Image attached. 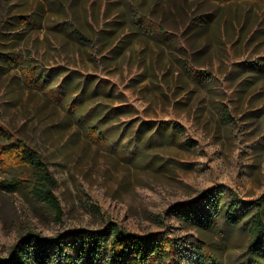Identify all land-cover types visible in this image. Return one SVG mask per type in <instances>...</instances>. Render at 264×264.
Returning a JSON list of instances; mask_svg holds the SVG:
<instances>
[{"label": "rangeland", "instance_id": "obj_1", "mask_svg": "<svg viewBox=\"0 0 264 264\" xmlns=\"http://www.w3.org/2000/svg\"><path fill=\"white\" fill-rule=\"evenodd\" d=\"M186 64L214 80L196 82ZM25 65L56 68V84L66 76L69 97L110 139L98 145L27 85ZM124 103L132 108L115 109ZM0 115L46 155L63 211L58 222L25 190L0 189L1 255L28 231L112 219L166 231L184 264H198L193 238L221 264H249L246 229L191 226L170 207L217 186L264 198V0H0Z\"/></svg>", "mask_w": 264, "mask_h": 264}, {"label": "trees", "instance_id": "obj_2", "mask_svg": "<svg viewBox=\"0 0 264 264\" xmlns=\"http://www.w3.org/2000/svg\"><path fill=\"white\" fill-rule=\"evenodd\" d=\"M158 28L163 31L162 26ZM185 68L196 82L207 84L214 80L205 69L192 64H186ZM55 69L25 65L22 68L25 83L42 89L62 104L86 129L88 138L98 145L105 144L112 136V129L96 119L92 111L83 112L79 97H69L65 89L66 76L55 83L59 72ZM129 108L132 106L126 103L115 107L119 111ZM176 129L175 124L170 125L171 132ZM115 141L109 145L111 149L118 147ZM4 172L11 174L4 176ZM56 186L57 178L46 155L0 115V189L25 190L42 201L60 222L63 211ZM170 211L177 220L203 229L219 228L224 232L237 226L246 229L249 242L245 256L249 264H264L263 197L239 201L232 189L217 186L202 190L191 201L172 205ZM191 247L198 264H221L204 240L193 238ZM182 252L180 243L166 231L134 232L108 219L98 228L73 227L48 235L28 231L12 244L7 255L0 254V264H184Z\"/></svg>", "mask_w": 264, "mask_h": 264}]
</instances>
